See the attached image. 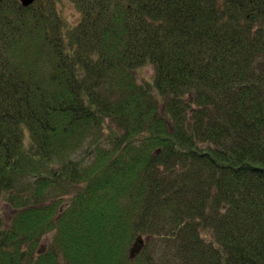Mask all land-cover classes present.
I'll list each match as a JSON object with an SVG mask.
<instances>
[{
  "label": "trees",
  "instance_id": "1",
  "mask_svg": "<svg viewBox=\"0 0 264 264\" xmlns=\"http://www.w3.org/2000/svg\"><path fill=\"white\" fill-rule=\"evenodd\" d=\"M0 203V264H264V0H0Z\"/></svg>",
  "mask_w": 264,
  "mask_h": 264
},
{
  "label": "rangeland",
  "instance_id": "2",
  "mask_svg": "<svg viewBox=\"0 0 264 264\" xmlns=\"http://www.w3.org/2000/svg\"><path fill=\"white\" fill-rule=\"evenodd\" d=\"M68 12H69L70 14H74L75 11H74L73 9L69 8V9H68ZM70 14H69V15H70ZM67 15H68V14H67ZM153 73H154V72H153V68H152V66H147V67H145V68L139 70V72H138V77H140V79H142V80H144V79H148V78H151V77H152ZM84 154H85L84 152L79 153V154H78V158H79V159L82 158ZM8 214H9V212H8L7 208L4 206V203H0V215L3 216V217L5 218V217L8 216ZM134 245H135V244H134ZM130 254H131V252H130ZM138 254H139V253H138ZM138 254H135L133 257L135 258Z\"/></svg>",
  "mask_w": 264,
  "mask_h": 264
},
{
  "label": "water",
  "instance_id": "3",
  "mask_svg": "<svg viewBox=\"0 0 264 264\" xmlns=\"http://www.w3.org/2000/svg\"><path fill=\"white\" fill-rule=\"evenodd\" d=\"M21 3L23 4V6L27 7L32 5L33 3H35V1L37 0H20ZM144 245L143 240L141 239V237L138 239V242L135 243L133 251H132V256H134L135 254L139 253L140 250L142 249Z\"/></svg>",
  "mask_w": 264,
  "mask_h": 264
}]
</instances>
